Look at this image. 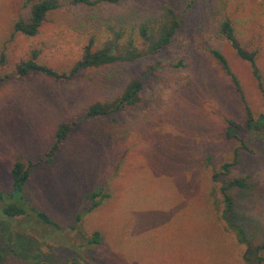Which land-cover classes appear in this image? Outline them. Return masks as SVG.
I'll return each instance as SVG.
<instances>
[{
    "label": "rangeland",
    "instance_id": "obj_1",
    "mask_svg": "<svg viewBox=\"0 0 264 264\" xmlns=\"http://www.w3.org/2000/svg\"><path fill=\"white\" fill-rule=\"evenodd\" d=\"M29 1L0 0V191L10 190L15 160L30 162L23 197L49 222L0 214V264H242L244 246L220 218L219 186L248 176L244 188L229 192L250 242L263 241L264 0H62L36 34L25 36L12 23L25 17ZM164 6L174 9L179 26L155 55L68 79L15 73L32 51L36 63L68 72L90 37L94 46L105 38L107 23L136 29ZM224 18L240 45L256 51L263 91L220 34ZM210 48L236 77L251 126ZM130 79L140 81L139 101L85 115L89 103L113 99ZM225 119L239 124L236 139L224 135ZM60 122L71 129L47 160ZM235 148L237 163L215 179ZM97 191L103 198L91 206ZM94 232L98 241L88 242Z\"/></svg>",
    "mask_w": 264,
    "mask_h": 264
},
{
    "label": "trees",
    "instance_id": "obj_2",
    "mask_svg": "<svg viewBox=\"0 0 264 264\" xmlns=\"http://www.w3.org/2000/svg\"><path fill=\"white\" fill-rule=\"evenodd\" d=\"M61 1L62 0H30L25 17H18L13 21L12 31L20 32L25 36H33L37 33L45 15L52 9L56 8ZM118 1L120 0H66V2L70 4H82L86 6H93L100 2L115 3ZM105 26L108 32L105 38L94 46L93 38L90 37L86 44L83 45L80 57L73 62L68 72H57L50 67L36 63L34 60L36 52L32 51L29 58L18 62L15 68V73L19 76H24L29 71L35 70L52 79H68L83 69L112 63L132 62L143 57L155 55L161 48L170 42L179 26V17L172 7L164 6L161 15L158 18L143 20L137 24L136 29L131 28L127 31L125 28L115 23H107ZM219 32L228 41L237 57L245 60L249 64L251 74L256 81L257 87L263 91L260 82V75L255 64L256 51L247 50L240 45L233 34V28L227 18H224L220 22ZM209 53L215 59L222 73L229 77L235 86V89L238 91L240 102L242 103L246 116L245 122L247 126H251L252 117L250 110L243 99L238 81L232 74L225 57L214 48H210ZM140 89V81L138 79H130L124 85L121 92L113 99L89 103L86 106L85 115H104L113 110L133 105L140 100ZM225 122L226 127L224 129V135L236 139L234 132L239 128V124L231 119H225ZM71 125V123L67 122H60L56 125L53 142L46 154L48 156L47 160L56 150L59 143L69 133ZM240 145L242 149H244L245 146L242 141H240ZM237 149L238 148L234 149L231 161L220 164V170L213 174L215 179H217V176H224V174L228 173L229 168L237 163ZM31 166L32 164L30 162L24 163L20 160H15L12 163L10 190L6 192L0 191V201L2 202L0 205V214L10 217L28 215L31 213L42 222L48 223L49 220L47 216L29 205L23 197V185L27 179L29 167ZM247 177V175L230 177L227 178V180H222L220 182V218L224 226L232 232L235 241L244 246L241 253L242 264H264V255L262 254L264 251V240L255 244L250 242L243 224L236 220L234 199L229 192L230 189L234 187L244 188L248 184L246 182ZM99 195L103 196L104 194H100L98 191L90 194L91 206H95L98 203V200L103 198L97 197ZM79 218L80 215L77 214L75 219L78 220ZM98 239V234L94 232L88 242H97ZM15 254L19 255V257L22 256L25 259L28 258V254L23 251H17Z\"/></svg>",
    "mask_w": 264,
    "mask_h": 264
}]
</instances>
